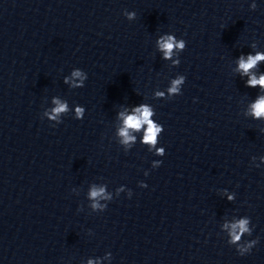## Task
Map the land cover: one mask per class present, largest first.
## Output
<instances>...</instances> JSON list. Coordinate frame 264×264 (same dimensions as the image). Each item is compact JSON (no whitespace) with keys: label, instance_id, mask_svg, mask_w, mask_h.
Instances as JSON below:
<instances>
[{"label":"water","instance_id":"obj_1","mask_svg":"<svg viewBox=\"0 0 264 264\" xmlns=\"http://www.w3.org/2000/svg\"><path fill=\"white\" fill-rule=\"evenodd\" d=\"M256 52L264 0H0V264H264V88L236 71ZM140 103L154 145L118 134Z\"/></svg>","mask_w":264,"mask_h":264},{"label":"clouds","instance_id":"obj_2","mask_svg":"<svg viewBox=\"0 0 264 264\" xmlns=\"http://www.w3.org/2000/svg\"><path fill=\"white\" fill-rule=\"evenodd\" d=\"M157 45L158 49L163 52V58L171 59L174 47H177L182 51L186 46V41L183 39L177 40V37L174 33H164L157 37ZM262 60H264V52H256L255 54L241 53L237 57L236 71L241 77H247V79L245 80V84L247 86L256 87L257 85H259L261 88H264V72L257 75L256 73L250 71L258 64L259 61ZM174 63H179V59L177 58ZM72 76L80 77L81 83L79 86L81 87L83 86V81L87 78L86 74L81 70L73 71ZM185 80L186 77L184 75L174 77L170 82L167 93L179 94L181 92L180 86L184 83ZM156 95L158 97H163L165 95V91L159 90L156 92ZM54 103L56 106L52 110L53 113L59 114L63 111L68 110L66 102H61L59 99H55ZM75 112L77 118L81 119L83 118L85 107L82 105L75 106ZM250 112L254 118H264V95H259L251 103ZM154 115V109L150 105L145 103L129 105L126 106L124 111L117 112V116L121 120V127L118 129V134L122 137L121 142L124 144H128L131 141H135L136 136L134 135V131H142V143H147L150 145L156 144L158 134L163 131V125L154 119ZM157 151L163 153L164 149L161 147L158 148ZM103 191V188H93L90 192V195L92 197H96ZM228 198L232 199L233 197L229 196ZM225 226L227 227L228 225ZM248 230L247 218H241L232 223L230 226L231 242L238 241L241 234ZM250 247L251 244L240 248L241 254L249 250ZM89 264H92V262L89 261Z\"/></svg>","mask_w":264,"mask_h":264}]
</instances>
